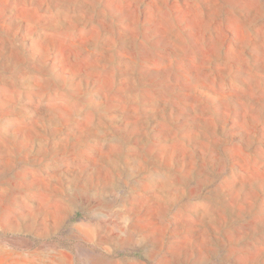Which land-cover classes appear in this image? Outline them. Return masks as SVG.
Here are the masks:
<instances>
[{"label":"rangeland","instance_id":"374dc122","mask_svg":"<svg viewBox=\"0 0 264 264\" xmlns=\"http://www.w3.org/2000/svg\"><path fill=\"white\" fill-rule=\"evenodd\" d=\"M0 264H264V0H0Z\"/></svg>","mask_w":264,"mask_h":264}]
</instances>
